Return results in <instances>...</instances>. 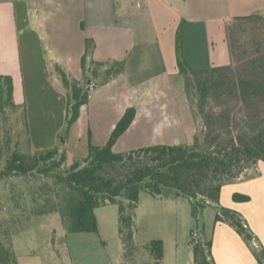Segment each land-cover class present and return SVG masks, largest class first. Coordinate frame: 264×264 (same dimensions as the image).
<instances>
[{"label": "crops", "instance_id": "0c3cea01", "mask_svg": "<svg viewBox=\"0 0 264 264\" xmlns=\"http://www.w3.org/2000/svg\"><path fill=\"white\" fill-rule=\"evenodd\" d=\"M251 14L264 15V0H0V74L11 77L13 99L25 106L29 130L35 116L53 130L51 143L31 138L32 147L64 143L60 136L66 126V98L54 66L87 80L90 76L83 72L81 59L85 41L91 40L94 47L86 65L92 59L123 60L125 68L89 90L88 102L76 120V137L82 138L87 121L90 130L99 132L97 141L89 143L104 145L126 108L134 107L135 117L113 145L114 152L120 142L131 148L191 145L196 122L176 67L177 29L182 26L183 54L189 66L205 69L230 61L225 27L231 18ZM234 193L249 199L234 202ZM175 199L186 204L181 196ZM219 204L236 211L253 238L247 242L228 223L215 222L213 209L207 239L214 262L259 264L252 250L264 248V162L222 185ZM95 216L97 231L80 233H99ZM161 240L162 264H193L189 238H174L168 245ZM66 243L71 264H114L105 238H66ZM13 248L17 264H27L17 253L16 240Z\"/></svg>", "mask_w": 264, "mask_h": 264}, {"label": "trees", "instance_id": "16d2710c", "mask_svg": "<svg viewBox=\"0 0 264 264\" xmlns=\"http://www.w3.org/2000/svg\"><path fill=\"white\" fill-rule=\"evenodd\" d=\"M225 37L229 63L196 70L185 60L181 25L176 32V67L196 122L191 145L157 144L114 152L113 145L135 117V108L128 107L104 145L89 144L85 159L67 164L61 142L45 149L31 146L26 108L13 99L11 77L0 74V264H17L12 237L31 216L58 213L67 233L96 232L95 209L105 204L118 207L125 264H162L159 238L143 244V256L133 258L138 249L133 219L141 191L154 198H189L196 219L211 205L217 211L215 222L228 223L251 241L252 231L236 211L220 206L219 196L223 183L264 162V15L231 18ZM93 47L91 40L85 41V75L104 84L124 71L123 60L92 59L86 65ZM54 71L65 94L68 126L88 102L86 76L76 79L58 65ZM233 199L249 197L234 193ZM188 242L193 264H216L209 239L191 237ZM252 252L264 264V248Z\"/></svg>", "mask_w": 264, "mask_h": 264}, {"label": "rangeland", "instance_id": "374dc122", "mask_svg": "<svg viewBox=\"0 0 264 264\" xmlns=\"http://www.w3.org/2000/svg\"><path fill=\"white\" fill-rule=\"evenodd\" d=\"M213 39L214 44H216L218 42L216 36ZM215 46L217 47V45ZM215 51L217 53V50ZM228 62V58L224 59L220 65H226ZM36 117L37 120L33 121L35 124L32 130L28 128L30 144L32 143L31 138L35 141H41L39 143H51L53 130L49 128L47 123V125H44L42 117ZM44 118H48V116H44ZM84 122L80 140L76 137L78 129L76 121L65 126L61 132L60 137L64 138V143L62 144L65 148L67 164L85 159L88 156L89 141L93 144L99 137V132L90 130L88 122ZM38 126L42 127L43 130H36ZM198 126L200 139H202L200 119L198 120ZM90 132L93 135L92 140ZM22 139L25 141V135H23ZM131 149L136 148H131L126 142H120L115 147L117 152ZM227 182L223 183V185ZM181 197L186 199L185 205H183V201L181 203L175 198H154L144 191L140 192L138 206L133 219V242L138 248L134 253V259L143 256L140 248L151 239L164 238L168 245V242L171 244L174 242V238H209L207 228H212L213 226L211 212L215 208L207 209L205 207L201 216L196 219L191 212V200L184 196ZM233 201L240 202L235 199ZM95 215L99 219V233H67L58 213L31 216L24 222L23 228L13 234L12 237L13 240H16L17 253L23 255L21 261L27 262V264H38V261L44 264H71L69 258L70 247L67 246L66 238H92L94 236V238H105L114 264H125L122 242L118 233L117 205L105 204L97 207ZM243 221L245 220L243 219ZM139 263L140 261L136 264Z\"/></svg>", "mask_w": 264, "mask_h": 264}, {"label": "water", "instance_id": "95a60500", "mask_svg": "<svg viewBox=\"0 0 264 264\" xmlns=\"http://www.w3.org/2000/svg\"><path fill=\"white\" fill-rule=\"evenodd\" d=\"M98 83L96 81H92L91 77H88L87 80L84 83V87L87 90H91L92 88H94Z\"/></svg>", "mask_w": 264, "mask_h": 264}]
</instances>
